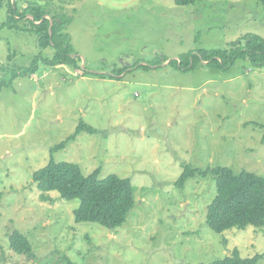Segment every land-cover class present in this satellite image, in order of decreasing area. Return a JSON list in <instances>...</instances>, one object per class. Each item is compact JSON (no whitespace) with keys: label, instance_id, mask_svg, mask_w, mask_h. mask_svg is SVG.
<instances>
[{"label":"rangeland","instance_id":"rangeland-1","mask_svg":"<svg viewBox=\"0 0 264 264\" xmlns=\"http://www.w3.org/2000/svg\"><path fill=\"white\" fill-rule=\"evenodd\" d=\"M37 1L71 19L66 32L80 69L40 64L22 75L52 51L38 48L28 22L10 29L1 11L0 264H212L234 249L241 258L264 255V227L208 228L211 176L175 186L185 165L264 177L263 131L255 125L264 124V65L240 59L225 70L197 56L247 35L264 40V6L16 0L20 11ZM80 122L95 133L81 132L52 154ZM51 158L85 176L130 179L136 203L126 222L113 231L76 223L78 200L50 193L52 201L42 202L32 176ZM14 231L28 238L31 256L10 249Z\"/></svg>","mask_w":264,"mask_h":264},{"label":"trees","instance_id":"trees-1","mask_svg":"<svg viewBox=\"0 0 264 264\" xmlns=\"http://www.w3.org/2000/svg\"><path fill=\"white\" fill-rule=\"evenodd\" d=\"M198 1L200 0H174V3L178 7H186ZM37 2L29 3L20 11L16 0L14 4L11 0H0V13L6 8V25L10 29L19 31L20 27L16 24L19 21L28 22L27 31L36 36L38 48L52 51L50 57H42V53H39L37 59L22 72V75L34 74L40 64L54 68L66 66L80 69L78 59L73 56L70 36L66 32L71 19L64 15H50L44 6ZM258 2L264 6V0ZM46 16H51L53 20L51 34H49L50 20ZM197 56L207 62V65H217L225 70L240 59H247L255 67H262L264 40L256 35H247L227 50H201ZM190 58L195 59L192 55ZM181 60L180 67L184 68ZM5 85L0 81V90ZM255 125L263 131L264 143V124L255 123ZM81 132L93 134L95 130L80 122L74 135L52 148L51 153L63 149L67 142L74 140ZM195 176L201 178L211 176L215 183L216 195L208 206L206 217V225L211 231L222 234L233 228L244 230L248 227L256 229L264 227V177L247 171L235 173L227 167L201 169L185 165L175 186L183 189L186 182ZM32 179L41 193L42 202L52 201L50 193H57L60 200L66 202L78 200L79 206L73 211L76 223L97 224L113 231L126 222L128 213L136 203L130 179H121L114 175L99 179L97 171L85 176L78 165L55 162L53 158L46 166L37 170ZM9 247L17 254L27 256L33 254L28 238L17 231L9 236ZM263 258V254H257L252 258H241L239 251L234 249L231 255L212 264H259Z\"/></svg>","mask_w":264,"mask_h":264},{"label":"water","instance_id":"water-1","mask_svg":"<svg viewBox=\"0 0 264 264\" xmlns=\"http://www.w3.org/2000/svg\"><path fill=\"white\" fill-rule=\"evenodd\" d=\"M12 4H14V1H12ZM52 26H53V20L50 18V28H49V34H51L52 31ZM207 64V63H204Z\"/></svg>","mask_w":264,"mask_h":264}]
</instances>
